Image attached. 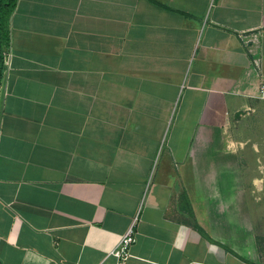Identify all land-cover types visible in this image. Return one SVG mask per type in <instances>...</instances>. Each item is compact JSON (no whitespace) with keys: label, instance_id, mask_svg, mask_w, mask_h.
I'll return each mask as SVG.
<instances>
[{"label":"crops","instance_id":"1","mask_svg":"<svg viewBox=\"0 0 264 264\" xmlns=\"http://www.w3.org/2000/svg\"><path fill=\"white\" fill-rule=\"evenodd\" d=\"M3 18L0 264H264V0Z\"/></svg>","mask_w":264,"mask_h":264},{"label":"built area","instance_id":"2","mask_svg":"<svg viewBox=\"0 0 264 264\" xmlns=\"http://www.w3.org/2000/svg\"><path fill=\"white\" fill-rule=\"evenodd\" d=\"M10 57L11 53L6 51L4 53V73L7 75V71L10 67ZM259 97L264 99V80L261 82L259 89ZM135 223H133L130 228L127 230L125 235L123 236L119 245L111 252V256L116 259V264H125L128 259L131 257V249L133 245L136 243L137 233L135 231Z\"/></svg>","mask_w":264,"mask_h":264},{"label":"trees","instance_id":"3","mask_svg":"<svg viewBox=\"0 0 264 264\" xmlns=\"http://www.w3.org/2000/svg\"><path fill=\"white\" fill-rule=\"evenodd\" d=\"M17 0H0V63H1V77L0 84L4 75V52L9 45V30L3 13L11 14L16 6Z\"/></svg>","mask_w":264,"mask_h":264},{"label":"water","instance_id":"4","mask_svg":"<svg viewBox=\"0 0 264 264\" xmlns=\"http://www.w3.org/2000/svg\"><path fill=\"white\" fill-rule=\"evenodd\" d=\"M0 77H1V63H0Z\"/></svg>","mask_w":264,"mask_h":264}]
</instances>
